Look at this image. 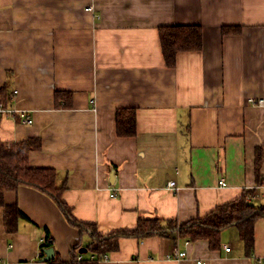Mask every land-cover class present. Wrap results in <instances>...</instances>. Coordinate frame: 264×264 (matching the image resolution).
<instances>
[{
  "label": "crops",
  "instance_id": "0c3cea01",
  "mask_svg": "<svg viewBox=\"0 0 264 264\" xmlns=\"http://www.w3.org/2000/svg\"><path fill=\"white\" fill-rule=\"evenodd\" d=\"M172 24L200 25L204 44L169 67L159 31ZM57 90L72 92V107H57ZM0 92L9 95L0 142L39 138L30 164L57 169L74 216L100 233L140 217L186 222L248 187L264 202V104L249 100L264 98V0H0ZM120 108L135 109V135L118 134ZM4 201L31 221L8 229L0 205V264H48L45 228L65 261L90 241L36 187L7 190ZM209 244L122 237L99 264L264 263V217L251 252L236 226ZM175 248L187 256L170 258Z\"/></svg>",
  "mask_w": 264,
  "mask_h": 264
},
{
  "label": "trees",
  "instance_id": "16d2710c",
  "mask_svg": "<svg viewBox=\"0 0 264 264\" xmlns=\"http://www.w3.org/2000/svg\"><path fill=\"white\" fill-rule=\"evenodd\" d=\"M160 41L167 66L174 67L179 51L200 50L204 44L203 28L197 24H172L160 26ZM8 94L0 92V100L6 105ZM57 107L73 106L72 92L57 90L55 92ZM135 109L120 108L117 110V132L121 136H132L137 133ZM41 146L39 138L29 137L17 142H0V205L5 206V221L8 229L18 217L30 220L17 205H7L4 194L7 190H16L22 185L33 186L49 194L59 206L67 221L79 231V236L90 235L86 245L92 256L78 259L81 242L73 246L70 260H63L56 252L48 259V264H99L106 253L120 248L122 237L144 238L151 235L189 238L192 241L208 239L210 248L220 246L221 232L236 226L244 241L247 252L254 246V227L258 218L264 217V202L256 203L254 195L257 187H248L237 198L219 204L204 216L186 222L176 219H162L159 216L140 217L137 226L121 229L109 234L100 233L96 224L77 219L72 207L63 199L67 188V179L58 182L59 172L53 167L32 166L29 154ZM260 154V153H259ZM260 157V155H259ZM31 221V220H30ZM17 223V222H16ZM44 242L41 244L40 257L46 250L54 248V236L48 228Z\"/></svg>",
  "mask_w": 264,
  "mask_h": 264
},
{
  "label": "built area",
  "instance_id": "2783aa9c",
  "mask_svg": "<svg viewBox=\"0 0 264 264\" xmlns=\"http://www.w3.org/2000/svg\"><path fill=\"white\" fill-rule=\"evenodd\" d=\"M93 6H89V9H92ZM249 100L254 103V104H259V105H262L264 104V98H255V97H250ZM8 109L6 108V106L0 102V111L3 112V111H7ZM25 121L28 122V123H32L33 122V119L32 118H25ZM226 179L224 177H222L220 179V184L221 185H226ZM176 185V182L174 180H171L168 184V186L172 187V186H175ZM114 195V193H113ZM43 241V239L41 240ZM189 240H186V242H188ZM226 250H230L231 247L230 246H226L225 247ZM187 256V252L185 250H179V249H174L172 253L169 254V257L170 258H174V259H181L183 257ZM199 263H205L203 260L199 259L198 260ZM257 264H264L261 260L257 262Z\"/></svg>",
  "mask_w": 264,
  "mask_h": 264
},
{
  "label": "water",
  "instance_id": "95a60500",
  "mask_svg": "<svg viewBox=\"0 0 264 264\" xmlns=\"http://www.w3.org/2000/svg\"><path fill=\"white\" fill-rule=\"evenodd\" d=\"M79 251L81 253L87 252L88 251V248L86 246H82ZM54 254H55L54 248L47 249L46 250V257H45V259L48 260V259L52 258L54 256Z\"/></svg>",
  "mask_w": 264,
  "mask_h": 264
}]
</instances>
